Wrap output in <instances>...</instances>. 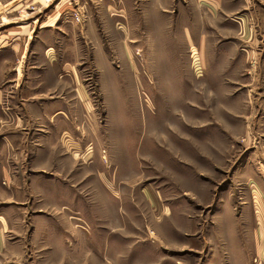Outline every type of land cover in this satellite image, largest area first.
I'll return each mask as SVG.
<instances>
[{
	"label": "rangeland",
	"instance_id": "obj_1",
	"mask_svg": "<svg viewBox=\"0 0 264 264\" xmlns=\"http://www.w3.org/2000/svg\"><path fill=\"white\" fill-rule=\"evenodd\" d=\"M166 1L0 0V47L21 41L18 67L35 62L36 42L49 30L56 43L72 33L78 81L91 100L92 179L76 176L77 192L61 199L75 208L76 227H86L80 239L90 253L69 264H264V193L232 177L243 153L264 149L263 134L242 132L252 123L216 132L235 121L218 89L196 85L204 71L197 55L188 70L166 65L197 48L188 33L246 29L264 49V0H225L213 14L205 0ZM256 64L245 73L257 66L264 80V51ZM6 188L0 182V203L10 198ZM26 198L13 202L31 205Z\"/></svg>",
	"mask_w": 264,
	"mask_h": 264
},
{
	"label": "crops",
	"instance_id": "obj_2",
	"mask_svg": "<svg viewBox=\"0 0 264 264\" xmlns=\"http://www.w3.org/2000/svg\"><path fill=\"white\" fill-rule=\"evenodd\" d=\"M204 2L213 14L225 0ZM165 3L179 7L198 5L202 0ZM162 4L156 1L157 6ZM194 20L201 21L196 17L191 22ZM51 33L53 30L36 42V60L28 64L27 59L25 70L16 62L25 50L21 41L0 47V182L5 183L10 197L0 203V264H69L82 251L90 253L80 239L86 227H76L75 208L61 199L77 192L73 185L77 178L89 183L92 179L90 164L85 163L91 156V100L78 81L73 34L56 43ZM188 36L197 48L186 59L180 56L166 65L188 70L191 58L197 55L204 71L196 85L218 89L229 110L225 115L235 121L233 129L216 127V132L236 133L252 123L251 129L242 132L263 134L264 144V80L257 74V66L254 74L245 73L264 51L258 33L238 29L232 36ZM186 76L181 73L180 79ZM195 94L196 103L202 102L203 91L197 89ZM203 112L196 118H203ZM205 127L210 125L201 124L202 130ZM242 158L232 177L248 180L254 184V192L264 193V149L243 153ZM22 194L33 200L31 205L13 202ZM37 198L48 199L51 209L35 208L40 203Z\"/></svg>",
	"mask_w": 264,
	"mask_h": 264
}]
</instances>
